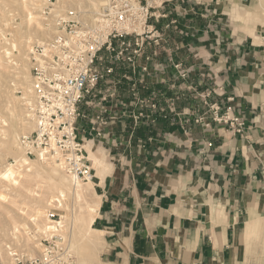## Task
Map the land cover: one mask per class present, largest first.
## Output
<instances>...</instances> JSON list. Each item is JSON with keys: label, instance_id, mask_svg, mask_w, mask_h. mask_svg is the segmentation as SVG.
I'll list each match as a JSON object with an SVG mask.
<instances>
[{"label": "crops", "instance_id": "0c3cea01", "mask_svg": "<svg viewBox=\"0 0 264 264\" xmlns=\"http://www.w3.org/2000/svg\"><path fill=\"white\" fill-rule=\"evenodd\" d=\"M210 2L161 6L135 65L78 104L77 134L105 164L93 167L101 264H264L243 245L250 215L264 224V43L227 41ZM211 103L243 115V133Z\"/></svg>", "mask_w": 264, "mask_h": 264}, {"label": "built area", "instance_id": "2783aa9c", "mask_svg": "<svg viewBox=\"0 0 264 264\" xmlns=\"http://www.w3.org/2000/svg\"><path fill=\"white\" fill-rule=\"evenodd\" d=\"M171 1L105 0L89 19L82 17L84 11L75 9L56 16L55 35L30 51L32 87L26 117L32 130L19 139L26 156L55 162L75 181L93 179L91 161L77 134L78 104L95 90L102 72L112 73L114 65L120 63L135 65L151 39L152 21L163 16L158 12L160 7ZM101 52L112 63L104 70L97 65ZM174 66L181 77L187 75L180 63ZM208 112L213 121L233 133L242 134L246 127L244 116L231 104L221 110L217 103H211ZM47 219L40 253L27 257L14 251V264H77L54 209L47 212Z\"/></svg>", "mask_w": 264, "mask_h": 264}, {"label": "rangeland", "instance_id": "374dc122", "mask_svg": "<svg viewBox=\"0 0 264 264\" xmlns=\"http://www.w3.org/2000/svg\"><path fill=\"white\" fill-rule=\"evenodd\" d=\"M104 1L105 0H103L102 3ZM216 1H217V4H214V2H210V5L207 6L208 9H211L215 12V15L213 17V19H214L213 24L218 22V24H215V25L218 27V29L223 30L224 35L227 37V41H232L234 39V37H236L237 41H241L247 35H245L242 32L241 27H239L241 22L239 21L240 16L237 14V8H238V6L240 7V5L243 7L250 6L252 0H216ZM21 2H27V4H28L29 0H18V2L15 3L13 6H11V4H4L3 0H0V13H3L6 15V22H2L0 29L2 31H4V33L6 34L7 38L10 41H11V39H13V37L11 35V32L13 31L12 29L18 28L19 25L25 23V21H26V15L25 14H27L28 9L30 11H32V14L34 17H37V19H39V21L41 20V23L44 24L45 28L49 29V34L46 38L42 39L41 41L33 40V42H31L32 44L30 43L29 47H27V49H25V50L21 49L20 51H18L15 48H11L6 40H4L3 38L0 39V61H1L0 67L3 70V73L4 74L6 73L5 79L6 80L8 79L6 82L9 86V92H10L9 96L11 97L12 102H14L17 105L18 110H20L19 111V118L21 120H23L24 123H26L25 129H22L19 132V134L17 135V139H16L14 149H15V151H20L24 156H26L24 154L22 147L19 144V139H20V136L22 134H27L32 130V123H30V121H27L28 119H26L27 118L26 117V102L30 99L31 87H32L31 86V84H32V78H31L32 70H31V61H30V59H31V53H30L31 48L36 44H43V43L48 42L55 35V33H56L55 19H56V16L58 14L64 13L67 10H71V9L78 10L79 8H77V6L80 4V7H81L80 11H84V13H81V15L84 19H89L92 17V15L89 11H87V9H89V6L87 5L88 4L87 0H38L35 2L37 4H39V6L36 4V6H33V8L29 4H28L29 7H25ZM231 4H233L232 7L230 6ZM236 4L238 6H236ZM8 5H10V6H8ZM100 5H99V7H100ZM44 10L48 11V13H43ZM256 11L260 12L259 9H257ZM260 14L263 15L261 17H262V19H264V14H262V13H260ZM217 17H218V19H217ZM44 19L46 21H44ZM5 23H7L6 26L4 25ZM255 34L257 36H259V38L252 36L255 39L254 41L264 43V38H262V37H264V24L258 23L255 25ZM260 35H262V36H260ZM5 48H7L9 51H11L12 56L10 55V57H8L7 55L4 54ZM17 52H19V53H17ZM19 54H20V57H18ZM21 55H22V57H21ZM100 57H101V59L97 61V65L100 68L101 65H99V61H102L103 62L102 64L104 66L102 70H104L105 67H107V65L112 64V63L107 64V60L109 61V57L107 54L101 52ZM23 62H25V63H23ZM104 62H106L105 65H104ZM17 65H20V67L24 66V68L29 71L30 79H29L28 83H21L20 80L18 79L19 75H17ZM114 69H115V65H114ZM102 74L105 75L106 73L102 72ZM0 127H1V125H0ZM0 132H1V129H0ZM85 149L87 150V148H85ZM87 154H88V157L90 158V160L92 161V156L89 154V152ZM26 157H28V156H26ZM28 158H29L28 160H37V163L40 162L39 159H35L33 157H28ZM14 160H15L14 153L13 152L8 153L6 150L2 149L0 146V171H1V169L4 168L5 164H8V163L15 164ZM29 162L30 163L28 165L27 164L24 165V168H23V166L19 167L20 168L19 172L21 173V175L23 173H25L27 171L26 170L27 166L30 167V170L32 172H34L35 170H38V173H32V181L29 183L30 189L32 191V192L30 191L31 192L30 195H35V194L39 193V191H38L39 185L42 183V181L46 177L44 170H50L52 167L50 164H46L45 161H43L44 163H41V166L43 165L42 168H40L37 165V163H31V161H29ZM92 163H93V161H92ZM15 166L17 167V164ZM102 166L103 165H101L100 168ZM21 168H23V169H21ZM94 168L96 169V167H94ZM98 171L100 172V169H98ZM96 172H97V169H96ZM59 173L61 175H63L65 177V179L69 182V184L72 186V176L70 174L64 172L60 168H59ZM20 180H21V178H20ZM92 181L94 183L93 179H92ZM84 183L86 184L87 182L81 181L80 185H83ZM4 184L5 183L1 182V180H0V189H8L7 187H4ZM9 192H10L9 198L13 199L17 205L9 203V204L5 205L6 207H0V264H13L14 261H12L13 257L11 255V253L13 254L14 251L21 252L24 255H26L27 257H33V256L38 255L41 251V248H42V245L40 243V239H41V237H43L44 233L47 232V231L46 232L38 231L37 233H39V234L36 233L33 238L30 237L31 234H34V230L37 231V228L35 227L34 222L31 220H28L27 209L31 204V203L28 204L29 203L28 201H30V200L28 199V197L25 198V196H23V195H18L17 192H15V193H14V191H9ZM91 192H92V189H91ZM91 192H90V195L87 197V198H89L88 201L91 200V198H93V196H94ZM93 192L95 193L96 196H98L96 191H95V185H93ZM67 194L68 195L66 196V199H64V201H62V205H59L57 203V201H55V200L51 203L47 202V204H45L46 205L45 206V214L47 216V212L50 210V208H52V209H54V212L56 213V215L58 217H60L61 232L66 237L68 247L72 251L73 256H74L77 264H101V262L99 260H101L100 258L104 257V255H102V253L104 251L103 237H101V239H100L101 242H98L97 245H95V246H92L90 244L85 243V241L83 239V234L80 233L76 229L75 226H71V222H70V220H71L70 219L71 208L73 207V210H74L73 212H75L76 214H79V212L81 210L84 212L85 211L84 210L85 202H84V200H82V201L81 200L78 201L77 199L72 200V195L70 194V192ZM81 203H83V204H81ZM19 206L23 207V213L19 210ZM7 215L15 216V219L17 221L23 222V223L25 222L27 227H28L27 230H22V228H19L20 231L18 233L19 234L18 238L12 237V234H11L12 233L11 232L12 227L6 222V216ZM95 217H96V215H95ZM37 222L40 223L39 221H37ZM93 230H95V229H93ZM23 231L26 233V236H25V233H23ZM96 232L98 234H101L98 231H96ZM93 233L94 232L90 231V234H93ZM19 241H20V243H19ZM9 247L11 248V250ZM7 252H9L10 255ZM247 256H251V255H247ZM247 263H251V262L248 261Z\"/></svg>", "mask_w": 264, "mask_h": 264}, {"label": "bare ground", "instance_id": "6f19581e", "mask_svg": "<svg viewBox=\"0 0 264 264\" xmlns=\"http://www.w3.org/2000/svg\"><path fill=\"white\" fill-rule=\"evenodd\" d=\"M35 1L38 0H29L28 4L31 5L33 8V6H36L37 4ZM87 1L88 4L87 3L86 4L89 6V9H87V11H89L91 15H93L95 12H97L98 7L103 0H87ZM17 2L18 0H3L4 4H11V6H13ZM21 3L25 7H29L27 2H21ZM37 5L39 6V4ZM232 5L233 4H231L230 6L232 7ZM236 6L238 5L236 4ZM77 8H79L78 10H81L80 4L77 6ZM257 9H259L260 12H257L256 11ZM260 13L264 14V0H252L250 6L247 7H243L241 5L240 7L238 6L237 14L240 16L239 21L241 22L239 27H241V30L245 35L258 37L255 34V25L258 23L264 24V19H262L261 17L263 15H261ZM25 15H26L25 23L19 25L18 28L12 29L13 31L11 32V35L13 39L10 38L11 41L7 38L4 31L0 29V39L3 38L8 42L11 48H15L18 51H20L21 49L23 50L27 49V47H29V44L33 42V40L41 41L42 39L46 38L49 34V29L44 27V24L41 23V20L39 21L37 17L33 16L32 11L28 9L27 14ZM44 21L46 20L44 19ZM2 22H6V15L0 13V26ZM6 24L7 23H5L4 25L6 26ZM4 54L7 55L8 57H10V55L12 56L11 51H9L7 48L4 49ZM20 54L18 57H20ZM5 74L3 73V70L0 67V125H1L0 146L8 153L9 152L14 153L15 164L12 163L5 164L4 168L1 169L0 171V180L1 182L5 183L4 187L8 188V189H0V207H6L5 205L9 203L17 205L13 199L9 198V194H10L9 191H14V193L17 192L18 195H23L25 196V198L28 197V199L30 200L28 201L29 202L28 204L31 203L27 209L28 212L26 211L28 213V220L33 221L35 227L37 228V231L34 230V234H31L30 236L33 238L38 231H42V232L47 231L48 219L45 214V206H46L45 204H47V202L51 203L55 200L59 205H62V201L66 199V196L68 195L67 193L70 192V194L72 195V200L73 199L74 200L77 199L78 201L84 200L85 202L84 212L81 210L79 214H76L75 212H73L74 211L73 207L71 208L70 210L71 226H75L76 229L83 234V239L85 243L90 244L92 246L97 245L98 242H101L100 241L101 235H99L95 230H93L92 223L95 219V215H97V210H98L97 208L99 205L100 197L96 196L95 193L93 192L94 183L92 180L85 181L87 182L86 184L84 183L83 185H80V182L75 181L74 178L72 177V186H71L69 182L65 179V177L59 173L60 167L55 162L45 161V163L50 164L52 168L50 170H44L46 177L39 185V190H38L39 193L35 195H30L32 191L30 189L29 183L32 181V173H38V170L32 172L29 166L27 167L25 166L27 171L21 175V173L19 172L20 171L19 167L23 166L24 168V165L26 164L28 165L30 163L29 161H31V163H37V160H28L29 159L28 157L24 156L20 151H15L14 149L17 135L22 129H25L26 123H24L23 120L19 118L20 110H18L17 105L14 102H12L11 97L9 96L10 93L9 86L6 82L8 79L7 80L5 79ZM17 75H19L18 79L20 80L21 83L29 82L30 74L29 71L24 68V66L20 67V65H17ZM85 148H87V151L92 156L93 163L88 157V159L91 161L92 167L93 166L96 167L97 175L100 174L98 169H100L101 165L103 166L105 165L102 161V158H100V155H97L98 153L95 152L94 149H92L91 142L90 143L88 142L85 145ZM41 163L44 162L43 161L41 162L40 160V162L37 163V165L40 168L43 167V165L41 166ZM16 164L17 167L15 166ZM90 192L94 196L93 198H91V200L88 201L89 198L87 197L90 195ZM19 210L23 213L22 206L21 207L19 206ZM255 217L257 218V215L255 213L251 214L245 224L243 230V245H244L245 254L251 255L253 256V258L258 259V255L264 252V224L258 223ZM37 221H39L40 223H38ZM6 222L12 227L11 234L13 238L19 237L18 236L19 235L18 233L20 231L19 228H22V230L28 229L25 222L23 223L17 221L15 219V216L13 215H7ZM90 231L94 233L90 234ZM23 233L25 232L23 231ZM7 253L9 254V252Z\"/></svg>", "mask_w": 264, "mask_h": 264}]
</instances>
